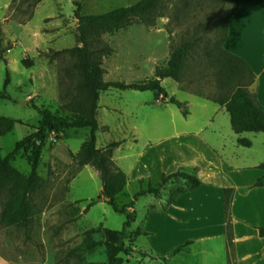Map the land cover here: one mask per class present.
<instances>
[{
	"label": "crops",
	"instance_id": "obj_1",
	"mask_svg": "<svg viewBox=\"0 0 264 264\" xmlns=\"http://www.w3.org/2000/svg\"><path fill=\"white\" fill-rule=\"evenodd\" d=\"M12 1L5 4L0 22L8 19ZM55 2L40 0L20 34L5 30L2 47L9 43L13 47L5 52L7 64L0 62L12 72L10 82L17 75L20 88L31 85V93L42 97L32 99L28 90L22 100L35 104L41 100L43 105L50 103L48 96L52 94L58 99L53 105L56 112L61 105L60 88L41 76L42 72H49L50 65L48 60L38 57L41 51L59 50L64 44L63 40L55 41L64 30L61 18L52 19L56 15ZM224 49L248 63L255 74L249 89L264 106V0H239L238 11L228 20ZM160 55L158 58L168 65L170 58L164 53ZM24 59H30L33 65L26 67ZM154 77L153 72L149 78ZM145 79L148 78L141 80ZM168 79L172 78L163 80V86ZM176 82L177 89L182 90ZM115 90L119 92H112L116 97L111 104L104 100L105 91L100 93L97 147L119 143L114 148L113 160L127 175L128 183L117 198L125 195L131 201L139 190L159 186L164 174L180 170L197 176L201 182L189 186L185 183V192L175 193L181 189L177 186L176 190L175 184L180 179L188 180L172 179L159 193L139 197L129 209L135 220L128 228L132 250L125 256V264H264V236L259 230L264 227V169L260 167L264 163V148L253 150L256 139L246 136L255 132L237 134L226 104L184 90L183 97L168 91V98L156 91L153 96H143L139 90ZM171 96L183 106L171 102ZM89 137L90 133L72 145L65 142L63 149L54 151L52 164L73 165L74 154ZM239 138H249L252 145L241 144ZM78 167L94 169L93 173L100 176L91 165ZM230 188L234 194L228 220L225 189ZM101 198L102 204L107 203L103 195ZM94 207L90 204L82 210L74 208L80 218L88 217ZM99 227L103 231H120L124 225L121 229L96 225L82 230ZM138 230L141 233L136 235ZM180 247L183 248L176 253Z\"/></svg>",
	"mask_w": 264,
	"mask_h": 264
},
{
	"label": "rangeland",
	"instance_id": "obj_2",
	"mask_svg": "<svg viewBox=\"0 0 264 264\" xmlns=\"http://www.w3.org/2000/svg\"><path fill=\"white\" fill-rule=\"evenodd\" d=\"M9 1L0 0V17ZM37 1H12L8 19L0 22V40L5 38L6 29L20 34L22 26L34 13ZM139 1L56 0V15L52 19L61 18L64 30L57 34L55 41L63 40L64 44L59 50L50 48L48 51H41L38 57L45 58L50 65L49 72H42L41 76L47 81L50 80V84H58L60 88L61 105L56 110L57 113L69 120L78 116L87 118L93 103L82 71L84 59L78 51L83 43L79 41L81 32L79 20L75 17V3L82 4V14H101L118 7L134 5ZM156 13H161L162 16L157 18L155 27L149 28L144 23H135L118 31L102 33L99 39H93L91 49L96 54H102L105 48L111 51L110 54H103L99 62L103 69V79L123 81L127 84L144 81L141 80L144 78L151 79L149 77L153 72L156 73L157 67H165L166 61L158 58L161 53L171 59L172 48L191 42L192 47L186 56L179 86L186 92L205 98L220 99L225 96L229 82L234 79H229V73L238 70L240 65L236 61H229L224 50L223 39L227 20L224 1L159 0ZM27 60L31 62L30 59ZM245 72V80H250L246 68ZM8 73L12 75L6 64L0 62V117L16 120L13 131L0 136L2 158L13 150L17 141L36 130L41 118L36 107L19 102L28 90L30 93L33 91L32 86L20 88L16 75L15 80L5 87ZM140 74L143 78L139 77ZM175 82L174 79H168L164 87L169 93L183 97L182 90L177 89L178 84ZM114 91L119 92L114 88L104 92L106 103L111 104L112 98L116 97L112 95ZM139 94L153 96L154 91L148 90ZM31 95L35 100L40 97L33 93ZM48 99L52 104L50 101L41 105L42 101L38 100L35 105L47 107L55 112L53 105L58 99L53 98L52 94H49ZM89 133V128H74L48 134L37 167L40 183L30 195L33 218L28 228L19 225L8 226L1 222L2 213L10 204L14 183L9 179L0 182V264H110L105 245V231L87 234L89 230L83 231L82 228L103 225L109 229H121L127 215L116 212L107 203H101L102 180L97 173H93L94 169L90 171L87 168H79L76 161L71 166L52 164L54 151L63 149L65 142L72 145ZM248 134L246 136L251 140L256 139L253 150L264 148L263 133ZM32 155L31 148L19 151L10 160L13 170L29 175L32 171ZM179 181L175 188L181 189L177 191L185 190V183L188 186L191 184L182 179ZM129 202L125 195L117 198L119 206ZM90 204L95 206L90 209V215H81L79 218L75 208L82 210ZM93 241L99 244L93 249H88L87 245ZM130 242L129 239L126 244L130 246Z\"/></svg>",
	"mask_w": 264,
	"mask_h": 264
},
{
	"label": "trees",
	"instance_id": "obj_3",
	"mask_svg": "<svg viewBox=\"0 0 264 264\" xmlns=\"http://www.w3.org/2000/svg\"><path fill=\"white\" fill-rule=\"evenodd\" d=\"M39 1L40 0L36 3L38 4ZM223 1L227 11L225 35L223 39V41H225L227 37L228 20L238 11L239 0ZM158 3L159 0H140L134 5L118 7L101 14H82V4L80 2L75 3L77 7L75 10V17L79 20V31L81 32L79 41L83 43V46L78 48V51L81 52L84 59L82 71H84L86 87L93 101L91 112L87 115V118L78 116L69 120L67 117L60 115L47 107L35 105L42 117L39 126L34 132L28 134L22 140L17 141L13 150L9 151L5 158H2L0 155V182L9 179L14 183V191L11 195L10 204L4 210L1 217V222L4 225H19L24 226L25 228L29 227L31 219L33 218V205L31 204L30 195L40 183L37 167L49 133H61L65 130L74 128L90 129V137L83 144L80 151L77 154H74V160L79 166L91 165L99 171L103 181L102 195L106 198L107 203L112 206L116 212L127 215V220L122 230H105V234H107L105 245L107 247V256L110 264H125V256L129 255L132 250L131 246L126 244V241L130 239L128 228L135 220L134 213L129 209L135 206L139 197L149 193H159L160 189L172 179L184 178L187 179L191 185H198L201 183L197 176L191 175L183 170L170 175L164 174L163 181L159 186H149L147 189H141L134 195L129 203L119 206L116 198L124 191V188L128 183L127 175L115 165L113 160L114 148L118 146L119 143L113 142L104 148L97 147V135L100 130L97 111L99 107L100 93L102 91L109 90L110 88L121 90L134 89L139 91L151 90L163 95L164 98H168L169 93L162 85V81L167 78H172L176 81H180L181 79L186 56L192 47L191 42H185L179 47L172 48L171 59L169 60L168 65L165 67H157L154 78L131 84L121 81H105L103 79V69L99 62L103 54H110L111 51L109 48H105V50L102 51V54L101 52L96 54L94 50L91 49L93 39H99L102 33L118 31L135 23H144L149 28L155 27L157 24V18L162 16L161 13H156ZM33 15L34 13L28 18V20H30ZM1 29L2 27L0 25V33ZM12 47V43L7 47H2L0 40L2 53L0 55V60H3L6 64L7 60L4 59L3 53L7 52V50ZM225 53L228 56L229 61H236L240 66L238 67V70H232L229 73V79H232L231 77H234V79L229 82L227 94L220 99L217 98L213 100L220 102L221 104H226L231 115L233 129L237 134H242L244 132L264 133V106L258 102L256 94L249 89V86L254 82L255 74L248 63L243 59L226 50ZM23 64L26 67H30L33 65V62H28L27 59H24ZM245 68L248 70V74L251 77L250 80H245L247 75ZM225 78H227V75ZM8 83H10L9 73L7 74L4 86L6 87ZM170 101L180 107L183 106V104L174 96L170 97ZM87 109L88 107H86L85 110ZM15 123L16 120L14 119L4 116L0 117V136H5L12 132ZM239 142L245 146L252 145V142L246 138H239ZM27 148L32 149V171L29 175H23L13 170L10 160L19 151ZM260 167L264 169V163H262ZM261 183L262 180H259L258 185ZM182 192H185V190L177 191L175 193ZM233 194L234 189H225V208L228 220L230 218ZM100 230H102V227L91 229L87 234H93ZM259 230L260 234L264 236V227H260ZM140 233L141 231L138 230L136 235H139ZM229 239V245H231V234ZM98 244L99 242L93 241L87 245V248L93 249L97 247ZM182 248L183 247L177 248L175 252H179Z\"/></svg>",
	"mask_w": 264,
	"mask_h": 264
},
{
	"label": "water",
	"instance_id": "obj_4",
	"mask_svg": "<svg viewBox=\"0 0 264 264\" xmlns=\"http://www.w3.org/2000/svg\"><path fill=\"white\" fill-rule=\"evenodd\" d=\"M21 104H24V105H29V104H31V105H35V102L34 101H29V100H20L19 101ZM102 199V198H101Z\"/></svg>",
	"mask_w": 264,
	"mask_h": 264
}]
</instances>
